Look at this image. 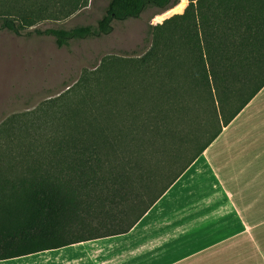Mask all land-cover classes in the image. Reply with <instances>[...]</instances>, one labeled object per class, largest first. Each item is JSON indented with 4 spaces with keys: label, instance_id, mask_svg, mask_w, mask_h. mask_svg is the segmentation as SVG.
Here are the masks:
<instances>
[{
    "label": "trees",
    "instance_id": "trees-1",
    "mask_svg": "<svg viewBox=\"0 0 264 264\" xmlns=\"http://www.w3.org/2000/svg\"><path fill=\"white\" fill-rule=\"evenodd\" d=\"M84 1L0 0V30L20 35ZM178 3L108 0L94 25L27 33L62 47ZM148 34L143 53L92 73L111 92L73 102L89 88H69L42 108L37 135L0 124V260L129 231L264 85V0H189ZM191 119L205 122L200 143L185 135Z\"/></svg>",
    "mask_w": 264,
    "mask_h": 264
},
{
    "label": "crops",
    "instance_id": "crops-1",
    "mask_svg": "<svg viewBox=\"0 0 264 264\" xmlns=\"http://www.w3.org/2000/svg\"><path fill=\"white\" fill-rule=\"evenodd\" d=\"M0 264H264V85L129 231Z\"/></svg>",
    "mask_w": 264,
    "mask_h": 264
},
{
    "label": "rangeland",
    "instance_id": "rangeland-1",
    "mask_svg": "<svg viewBox=\"0 0 264 264\" xmlns=\"http://www.w3.org/2000/svg\"><path fill=\"white\" fill-rule=\"evenodd\" d=\"M107 1L86 0L85 5L69 16L39 21L20 35L0 30V124L17 120L14 125L27 124L33 131L32 135H37L36 127L40 120L44 117L50 119L49 112L42 111V108L59 95L83 84L88 85V93H70V96L74 94L73 102L81 94L93 99L98 94L100 98L103 91L111 92L112 84H104V75L99 81L92 75L99 64L104 59H123L143 53L151 42L148 34L151 25L162 23L175 13H182L189 2L178 0V4L165 10L146 7L138 17L112 20V31L106 35L71 39L62 47L55 44L51 35L27 33L35 28L94 25L104 13ZM52 119L56 125L57 118ZM204 123L191 119L185 129L186 137L197 132L196 143L202 142L208 134L203 133Z\"/></svg>",
    "mask_w": 264,
    "mask_h": 264
}]
</instances>
